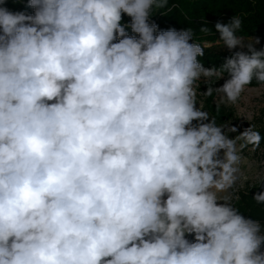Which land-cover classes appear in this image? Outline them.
I'll use <instances>...</instances> for the list:
<instances>
[{
	"label": "clouds",
	"instance_id": "9594fccd",
	"mask_svg": "<svg viewBox=\"0 0 264 264\" xmlns=\"http://www.w3.org/2000/svg\"><path fill=\"white\" fill-rule=\"evenodd\" d=\"M7 3L0 264H264L261 224L225 195L240 149L261 136L248 127L230 138L237 127L197 107L195 90L227 73L206 95L235 104L253 78L264 86V50L205 68L191 29L149 23L166 0ZM240 27L238 17L215 23L229 49L242 46ZM253 199L264 204V191Z\"/></svg>",
	"mask_w": 264,
	"mask_h": 264
},
{
	"label": "trees",
	"instance_id": "16d2710c",
	"mask_svg": "<svg viewBox=\"0 0 264 264\" xmlns=\"http://www.w3.org/2000/svg\"><path fill=\"white\" fill-rule=\"evenodd\" d=\"M20 1V0H17ZM10 2L6 5H8ZM232 17H238L241 20V27L236 32L240 38H253L256 41L251 48L260 51L264 50V0H166L163 7H153L149 23L158 25L159 30L191 29L193 33V43L199 44L204 48V55L198 57L199 62L205 68H217L230 58L235 52L242 51L249 55V46L244 48H227L220 40V33L215 29V23L220 21L224 24L229 23ZM126 19L122 14V25ZM202 27H207L208 31H201ZM129 35H136L131 28H126ZM118 42V41H116ZM224 77L229 79L227 73ZM259 83L253 78L249 86H255ZM212 106V110L218 114L216 120H221L224 111L217 110ZM246 210V209H245ZM244 210V211H245ZM239 213L248 215L240 211ZM264 251V245L261 247Z\"/></svg>",
	"mask_w": 264,
	"mask_h": 264
},
{
	"label": "rangeland",
	"instance_id": "374dc122",
	"mask_svg": "<svg viewBox=\"0 0 264 264\" xmlns=\"http://www.w3.org/2000/svg\"><path fill=\"white\" fill-rule=\"evenodd\" d=\"M8 1L10 3L6 6L12 11L24 10L27 4V0ZM27 11L33 13L34 9L29 8ZM123 15L126 19L124 25H128L131 22V17L127 16V14ZM240 39L242 46H237L236 48L248 47L257 41L253 38ZM226 80L227 78L223 76L221 79L218 77L211 78V83L205 82L203 78L196 81L197 107L207 112L212 119L218 116L212 110V106H217L215 107L217 110L222 108L224 113L221 120L215 119L217 124L232 125L238 129L237 133L230 134V138L248 127H252L259 132L261 142L258 146L246 145L243 149H240V172L237 173L239 179L234 188L230 189L225 195L231 196V203L238 212L243 211L249 215L251 214V219L259 222L262 232H264V204H258L253 199L257 192L264 191V183L260 184L261 180L264 179V86L260 84L255 86L248 85L235 104L221 102L220 95L222 94L213 92L212 95H206L209 86L220 87ZM193 123L196 122L194 121ZM240 143L243 142H238V148ZM245 217L249 218L248 215H245ZM186 238L194 242L193 235H188Z\"/></svg>",
	"mask_w": 264,
	"mask_h": 264
}]
</instances>
